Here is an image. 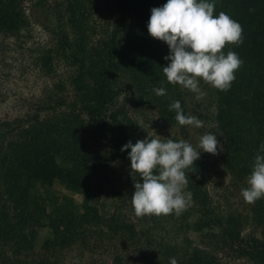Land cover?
Here are the masks:
<instances>
[{"label": "trees", "instance_id": "obj_1", "mask_svg": "<svg viewBox=\"0 0 264 264\" xmlns=\"http://www.w3.org/2000/svg\"><path fill=\"white\" fill-rule=\"evenodd\" d=\"M62 1L63 11L43 0L34 2L52 10L56 20V25L46 26L51 42L38 49L36 62L45 75L57 61L69 68L68 96L56 93L63 87L57 84L56 91L47 92L32 111L0 120V264H48L45 256H23L31 251L36 229L43 225L50 231L41 244L46 252L84 242L93 234L123 243L143 242L136 258L116 256L114 264H169L172 257L177 264H218L217 252L225 247L245 261L241 264H264V199L247 203L246 213L221 211L207 191L198 160L186 170L185 192L192 193V200L180 215L136 216L130 222L118 213H100L97 203L104 195L122 198L123 187L128 186L130 206L134 192L130 149L121 148L139 138L130 120L119 117V109L110 111L120 80L140 93L135 103L147 98L169 122L178 124L175 111L169 110L174 101L185 114L175 91L178 85L169 84L162 71L169 63L164 59L168 46L147 30L150 10L167 0ZM209 2L215 3L214 15L223 11L243 28V43L223 50L235 51L243 64L228 91L215 90L221 159L242 189L254 157L264 155L259 152L264 143V0ZM93 13L97 23L90 19ZM27 25L24 0H0V31L18 34ZM96 30L100 32L93 41ZM161 86L166 95L157 96L152 89ZM54 181L80 193V207L64 197H51L47 188ZM162 218L179 226V240L152 233ZM247 222L259 229L258 235L242 232ZM6 248L12 251L6 253Z\"/></svg>", "mask_w": 264, "mask_h": 264}, {"label": "rangeland", "instance_id": "obj_2", "mask_svg": "<svg viewBox=\"0 0 264 264\" xmlns=\"http://www.w3.org/2000/svg\"><path fill=\"white\" fill-rule=\"evenodd\" d=\"M38 0H24L25 12L28 18V25L18 34H10L0 31V120L11 119L15 116H24L32 111L38 100L44 98L47 92L56 91L55 85L60 84L63 87L57 90V94L68 96L69 87L67 78L70 70L62 62L57 61L53 66V71L49 75L43 74L37 65L36 56L38 49L49 45L51 37L47 32V27L56 25L55 16L52 10L47 7L41 8L34 5ZM51 7H57V10L63 11L62 0H43ZM98 7V6H97ZM100 9L103 7H99ZM92 23L98 22V16L93 13ZM64 29L67 30L66 27ZM100 31L96 30L92 34L93 41L98 37ZM201 90L206 95L197 99L196 94L178 85L175 91L179 92L183 101L185 115H192L204 122V126L196 128L194 126H181L169 122L160 115V110L155 104L146 102L147 98L141 99V103H135L138 92H134V87L125 80H120L117 89V98L115 105L110 109H119V117L128 118L132 123V130L137 134L139 140L147 136L159 138L161 140L172 139L175 142L184 140L189 142L197 151L199 148V137L206 132L217 134L220 147L216 155L201 152L198 159L205 176L206 187L214 203L221 211H247V203L242 199L241 187L234 177L230 175L221 159L223 153L222 135L219 132L215 122L216 88L205 83L203 80L199 84ZM150 98V97H148ZM158 135V136H157ZM45 189H39L41 195H46ZM47 191L51 197L57 200L61 198L68 199L71 205L80 207L82 196L80 193L67 189L63 184L54 181ZM122 198L117 196L104 195L98 201L100 213L113 214L118 213L128 221H136V215L128 201V186L123 187ZM145 221V220H144ZM152 233L155 236L165 239L179 240L176 236L179 226L167 218H162L158 226H154ZM243 233L252 232L258 235L259 229L252 223L247 222L243 226ZM191 238L197 239L196 234L190 233ZM93 234L84 242L76 241L69 246L51 252L43 251L42 242L50 237V231L46 225L38 227L33 240L31 251L23 256L47 257L48 264H114L113 258L122 256L124 259L133 260L138 255V249L142 247L143 242H122L117 238L108 239L104 235ZM174 239V240H175ZM6 253L12 251L5 249ZM25 252V251H24ZM33 258V259H34ZM218 264H241L245 261L238 258L236 253L225 247L217 252Z\"/></svg>", "mask_w": 264, "mask_h": 264}, {"label": "clouds", "instance_id": "obj_3", "mask_svg": "<svg viewBox=\"0 0 264 264\" xmlns=\"http://www.w3.org/2000/svg\"><path fill=\"white\" fill-rule=\"evenodd\" d=\"M150 11L148 33L169 49V55L164 57L169 63L162 67L167 82L190 90L197 99L206 95L199 86L201 80L219 91H228L243 61L235 51L225 54L223 50L226 45L243 43L240 23L223 11L214 15L215 3L209 0H167ZM152 91L157 96L166 95L163 86ZM169 110L175 111V120L181 126H204L197 117L185 115L179 101H174ZM219 147L217 134L211 131L199 137L201 151L184 140L175 142L149 136L135 144L129 141L123 145L121 151L130 149L134 187L130 202L134 214L180 215L192 200V193L185 192L189 182L186 170L193 167L202 151L216 155ZM259 152H264V143ZM137 176L142 182L136 181ZM246 184L240 193L246 203L264 199V155L258 153L254 157ZM169 264H177L176 258H170Z\"/></svg>", "mask_w": 264, "mask_h": 264}]
</instances>
